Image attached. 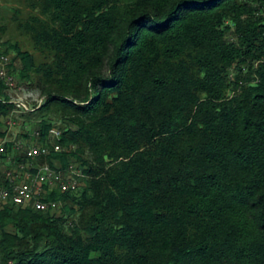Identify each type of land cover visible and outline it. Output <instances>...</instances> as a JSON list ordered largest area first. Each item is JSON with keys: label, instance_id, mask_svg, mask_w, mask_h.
<instances>
[{"label": "trees", "instance_id": "1", "mask_svg": "<svg viewBox=\"0 0 264 264\" xmlns=\"http://www.w3.org/2000/svg\"><path fill=\"white\" fill-rule=\"evenodd\" d=\"M26 1L24 117L70 150L37 161L86 177L61 215L0 209V264H264V0Z\"/></svg>", "mask_w": 264, "mask_h": 264}, {"label": "built area", "instance_id": "2", "mask_svg": "<svg viewBox=\"0 0 264 264\" xmlns=\"http://www.w3.org/2000/svg\"><path fill=\"white\" fill-rule=\"evenodd\" d=\"M11 55L0 48V80L8 88H19L18 78L10 73ZM22 105V104H21ZM27 106V105H22ZM28 106V112L32 111ZM40 136V131H37ZM51 137L55 138L53 149L56 152L64 150L58 141L61 131L54 127L50 131ZM7 141L0 139V154L7 152ZM16 149L23 153V158L9 160L12 163L5 170L8 186H0V207L15 204L22 207H33L39 211L56 212L61 207L60 200H46L50 190L58 188L61 192L78 193L80 189V176L83 170L75 160L65 170L57 169L49 164H38L37 160L42 156H49L52 148L48 144H39L35 140L30 144H16ZM82 168V167H81ZM83 169V168H82ZM82 171V172H81ZM47 187V188H46ZM9 264H15L13 261Z\"/></svg>", "mask_w": 264, "mask_h": 264}, {"label": "rangeland", "instance_id": "3", "mask_svg": "<svg viewBox=\"0 0 264 264\" xmlns=\"http://www.w3.org/2000/svg\"><path fill=\"white\" fill-rule=\"evenodd\" d=\"M29 13H30V6L27 4L26 0H0V48L5 52V50L8 47V51H9L8 54L12 56L11 57L12 63L9 65L10 73L15 74L16 78H18V85H19V88L14 90L8 88L10 94V101L15 103L16 109L13 111L11 115H8L3 118V130L6 131V136L0 138V139H5L7 143L8 142L14 143L12 149H10L8 152V148H7V152L5 153L11 156L12 161L16 158L18 154L23 155L22 152L16 149V144L18 145L22 143L28 145L32 141H34V139L35 141H39L38 138L41 137V134L39 137L36 134L37 131H39L37 129L39 125H37L36 121L34 119H27L24 117V114L28 112L19 111V103L27 104V106L33 109L32 111L29 112H33L36 111L43 104L41 102L45 99L44 96H42L40 92L35 87L31 86L28 83L27 79H25L22 76V70L25 65H24V59H22V55L19 54V50L22 51L28 50L31 53H33L35 56H37L39 59H41L39 52L34 48L33 41L30 35H28L19 26V21L24 19ZM17 46L19 47V49H17ZM53 139L55 140V138ZM61 139H62V131H61L60 140ZM60 140L58 141L59 143ZM51 148H52V152H56L53 149V146H51ZM63 148L64 150L60 151V153L65 151L70 152V150H68L66 147ZM8 157L0 158V171L2 172L3 171L5 172V170L12 165ZM74 160L75 159H72L70 157L69 161L65 163V161H63L61 158L53 157L52 158L53 163H49V162H45V163L57 169L65 170ZM38 164H44V163L38 162ZM81 167L82 166L78 168L83 170V172L81 171L82 175L80 176L81 186L79 189V193L77 194L79 196L83 192L81 189L82 187L85 186L84 178L86 177L84 169H82L83 167L82 168ZM55 190L61 192L58 188H54L53 190H50L49 194L46 196V200H48L47 197ZM60 201L62 203L61 207L56 212L51 211L52 213L56 214V216L62 214V210L64 207V202L62 200ZM5 206L0 207V209H3ZM43 212H47V211H43ZM5 229L9 232L16 231V227L14 226V224L11 223L8 224L5 227Z\"/></svg>", "mask_w": 264, "mask_h": 264}, {"label": "bare ground", "instance_id": "4", "mask_svg": "<svg viewBox=\"0 0 264 264\" xmlns=\"http://www.w3.org/2000/svg\"><path fill=\"white\" fill-rule=\"evenodd\" d=\"M10 89H15V88H10ZM22 102V101H21ZM25 102V101H24ZM42 103V102H41ZM27 105L25 103H19V111H28V106H22V105Z\"/></svg>", "mask_w": 264, "mask_h": 264}, {"label": "crops", "instance_id": "5", "mask_svg": "<svg viewBox=\"0 0 264 264\" xmlns=\"http://www.w3.org/2000/svg\"><path fill=\"white\" fill-rule=\"evenodd\" d=\"M54 162H57V161H54Z\"/></svg>", "mask_w": 264, "mask_h": 264}]
</instances>
